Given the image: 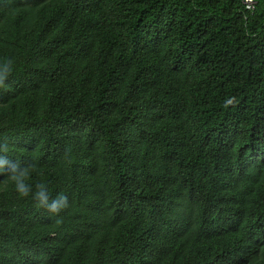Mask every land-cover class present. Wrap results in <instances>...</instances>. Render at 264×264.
Masks as SVG:
<instances>
[{"label":"trees","instance_id":"trees-1","mask_svg":"<svg viewBox=\"0 0 264 264\" xmlns=\"http://www.w3.org/2000/svg\"><path fill=\"white\" fill-rule=\"evenodd\" d=\"M0 264H264V0H0Z\"/></svg>","mask_w":264,"mask_h":264},{"label":"clouds","instance_id":"clouds-1","mask_svg":"<svg viewBox=\"0 0 264 264\" xmlns=\"http://www.w3.org/2000/svg\"><path fill=\"white\" fill-rule=\"evenodd\" d=\"M11 72V60L0 63V85ZM5 149L0 147V152ZM8 172L15 191L20 197H28L30 194L39 207L46 208L49 213L57 214L68 206V197L63 193H58L52 197L48 187L44 183H36L35 185L28 182L31 175L30 166L21 165L12 162L6 155H0V173Z\"/></svg>","mask_w":264,"mask_h":264},{"label":"built area","instance_id":"built-area-1","mask_svg":"<svg viewBox=\"0 0 264 264\" xmlns=\"http://www.w3.org/2000/svg\"><path fill=\"white\" fill-rule=\"evenodd\" d=\"M246 2L249 4L251 2V0H246Z\"/></svg>","mask_w":264,"mask_h":264}]
</instances>
